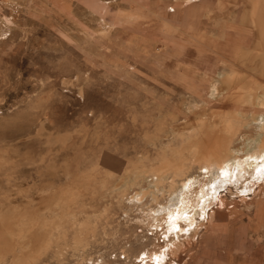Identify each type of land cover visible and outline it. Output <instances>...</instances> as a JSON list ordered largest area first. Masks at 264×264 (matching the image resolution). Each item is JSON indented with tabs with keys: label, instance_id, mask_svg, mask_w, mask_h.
<instances>
[{
	"label": "rangeland",
	"instance_id": "rangeland-1",
	"mask_svg": "<svg viewBox=\"0 0 264 264\" xmlns=\"http://www.w3.org/2000/svg\"><path fill=\"white\" fill-rule=\"evenodd\" d=\"M257 1L0 0V264H264Z\"/></svg>",
	"mask_w": 264,
	"mask_h": 264
},
{
	"label": "bare ground",
	"instance_id": "bare-ground-1",
	"mask_svg": "<svg viewBox=\"0 0 264 264\" xmlns=\"http://www.w3.org/2000/svg\"><path fill=\"white\" fill-rule=\"evenodd\" d=\"M255 1V5L256 3L258 4L259 2L256 0ZM261 4V3H260ZM260 4L258 5L260 7ZM262 5V4H261ZM257 7V5H256ZM257 10V9H256ZM255 10V11H256ZM259 11V10H258ZM264 11V10H263ZM258 14V13H257ZM256 15V14H255ZM258 17V16H257ZM262 21V20H261ZM257 24V23H256ZM261 26L263 24H260ZM258 27V26H257ZM263 27H261V30H262ZM260 30V29H259ZM263 34V33H262ZM262 36V35H261ZM263 39V38H262ZM236 77H233L231 76V78H229L228 76V79H225L222 81V85H223V88L225 90H229L232 88V84H234V82L236 81ZM244 87V85H242ZM234 87V86H233ZM256 87V86H255ZM246 88H249V89H253V85L252 86H246ZM233 90V89H232ZM246 89H243L242 87H238V88H235L233 92V95H236V96H241L243 95L244 93H246L245 91ZM231 92V93H232ZM230 93V94H231ZM246 97V94L244 95ZM232 100V99H231ZM238 100V99H237ZM226 133H232L233 131V126L232 124L228 123L226 124ZM209 131V130H208ZM222 131V130H221ZM207 131H205L206 133ZM225 132V131H224ZM209 132H207L208 134ZM221 134V132H220ZM210 135V133H209ZM213 137V136H211ZM214 138V137H213ZM219 138V139H218ZM217 139H215L214 141H212L211 143H209L205 148H204V153L206 155V157L204 158L203 161H205L206 163H209V164H212V163H216L218 165H221L222 166V163L224 161H226L227 159V155L230 151V149L228 148V142H227V139L225 137H218ZM207 141V140H206ZM205 142V141H204ZM200 150H202V148H200ZM224 153V155H223ZM200 154V153H198ZM227 154V155H226ZM202 156V155H201ZM203 157V156H202Z\"/></svg>",
	"mask_w": 264,
	"mask_h": 264
},
{
	"label": "crops",
	"instance_id": "crops-1",
	"mask_svg": "<svg viewBox=\"0 0 264 264\" xmlns=\"http://www.w3.org/2000/svg\"><path fill=\"white\" fill-rule=\"evenodd\" d=\"M254 1V0H253ZM255 2V1H254ZM254 8L252 9V12H251V16L253 17V14H255L256 12H255V10L257 9V7H256V5L255 6H253Z\"/></svg>",
	"mask_w": 264,
	"mask_h": 264
}]
</instances>
